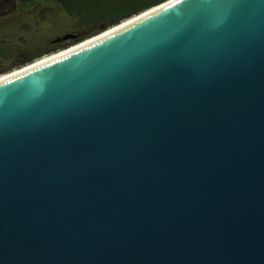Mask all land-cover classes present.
Returning a JSON list of instances; mask_svg holds the SVG:
<instances>
[{
	"label": "water",
	"instance_id": "obj_1",
	"mask_svg": "<svg viewBox=\"0 0 264 264\" xmlns=\"http://www.w3.org/2000/svg\"><path fill=\"white\" fill-rule=\"evenodd\" d=\"M0 264H264V0H167L0 79Z\"/></svg>",
	"mask_w": 264,
	"mask_h": 264
},
{
	"label": "trees",
	"instance_id": "obj_2",
	"mask_svg": "<svg viewBox=\"0 0 264 264\" xmlns=\"http://www.w3.org/2000/svg\"><path fill=\"white\" fill-rule=\"evenodd\" d=\"M36 0H0V19L12 16L19 3ZM59 4L65 12L77 17L81 27L67 32L51 42L46 50L30 52L22 50L17 54H6L0 58V74L11 72L35 62L45 56L67 49L82 40L97 35L119 23L167 0H47ZM88 26V27H87ZM87 27V29H85ZM67 37V38H66Z\"/></svg>",
	"mask_w": 264,
	"mask_h": 264
},
{
	"label": "rangeland",
	"instance_id": "obj_3",
	"mask_svg": "<svg viewBox=\"0 0 264 264\" xmlns=\"http://www.w3.org/2000/svg\"><path fill=\"white\" fill-rule=\"evenodd\" d=\"M80 27L77 17L59 4L47 0L20 2L12 16L0 19V58L6 51L46 50L53 39Z\"/></svg>",
	"mask_w": 264,
	"mask_h": 264
},
{
	"label": "bare ground",
	"instance_id": "obj_4",
	"mask_svg": "<svg viewBox=\"0 0 264 264\" xmlns=\"http://www.w3.org/2000/svg\"><path fill=\"white\" fill-rule=\"evenodd\" d=\"M92 40H94V39H92ZM87 42H89V41H85V43H82V44H80V45H78V46H76V47H73V48H77V47H79V46H82L83 44H86ZM70 50H71V49L66 50V51H63V53H66V52H68V51H70ZM59 52H60V51H59ZM53 54H55V53H53ZM53 54H52V55H53ZM50 56H51V55H50ZM47 58H49V55H48V56H45V57H43V58H41L40 61H41V60H45V59H47ZM9 73H10V72L0 75V79L4 78V77L7 76Z\"/></svg>",
	"mask_w": 264,
	"mask_h": 264
}]
</instances>
